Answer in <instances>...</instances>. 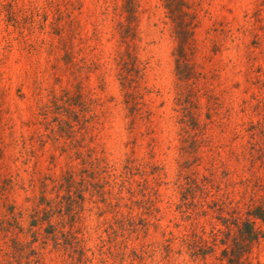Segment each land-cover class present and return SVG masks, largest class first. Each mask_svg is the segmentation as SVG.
<instances>
[{"label":"rangeland","instance_id":"rangeland-1","mask_svg":"<svg viewBox=\"0 0 264 264\" xmlns=\"http://www.w3.org/2000/svg\"><path fill=\"white\" fill-rule=\"evenodd\" d=\"M172 3L180 67L166 0H0V264H224L264 216V0Z\"/></svg>","mask_w":264,"mask_h":264},{"label":"trees","instance_id":"trees-1","mask_svg":"<svg viewBox=\"0 0 264 264\" xmlns=\"http://www.w3.org/2000/svg\"><path fill=\"white\" fill-rule=\"evenodd\" d=\"M166 6L169 9L172 19L175 21L176 25V34L179 38V43L176 47L177 51V67H180L184 57V48L185 42L189 37L190 30L184 20L181 18L184 12L180 9L173 8L172 0H166ZM176 19V20H175ZM178 19V20H177ZM71 176H68L65 180L67 192H70L72 187ZM206 179L203 177L202 180ZM198 182L196 178L188 179V181L183 185L185 192H189L192 187H197ZM186 194V193H185ZM44 211V210H43ZM38 212V211H37ZM45 213V211H44ZM248 218L238 221L239 217L229 220L228 218H223V222L227 228V231L224 232L222 228H217L213 232V238H217L218 234H222L219 242L222 244L220 250L219 259L224 260V264H249L247 262V257L245 256L251 247V244L258 240L259 231L255 228V219L264 220L263 211L261 208L256 207L251 210L248 214ZM236 226V233H231L229 228L230 223Z\"/></svg>","mask_w":264,"mask_h":264}]
</instances>
